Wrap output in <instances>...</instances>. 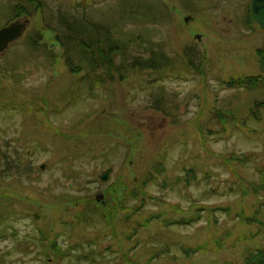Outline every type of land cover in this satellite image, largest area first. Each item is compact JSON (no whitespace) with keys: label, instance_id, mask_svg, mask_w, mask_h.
<instances>
[{"label":"rangeland","instance_id":"1","mask_svg":"<svg viewBox=\"0 0 264 264\" xmlns=\"http://www.w3.org/2000/svg\"><path fill=\"white\" fill-rule=\"evenodd\" d=\"M19 1L26 3L0 0V29L13 19L9 11ZM43 1L46 13L33 14L25 36L0 53V264L79 263L76 253L85 254V245L89 246L84 244L88 242L84 233L97 237L105 228L98 215H91L94 205L81 207L82 204L80 213L86 218L91 216L94 223L66 226L64 223L74 224L78 213L70 201L88 203L91 197L95 199L124 177L130 185L139 186L149 172H157L153 169L157 161L163 162L164 177L170 181L185 177L190 168L198 174V181L191 187L165 188L162 185L166 179L162 181L161 177L146 184L150 195L182 208L177 218L199 202L217 208L221 224L232 223L235 219L220 208L233 209L235 215L249 205L241 200L238 173L257 185L264 183L263 174L257 169L260 166L264 170V123L258 120L264 118V91H245L243 98H239L235 89L227 87L233 78L262 73L256 50L264 42V31L255 23L251 28L246 24L250 0H204L199 3L201 9L194 11L182 6L179 0H162L170 7L167 10L160 7L161 0H142L144 14L139 21L149 29H143L141 23L128 24L129 38H140V46L133 47L134 54L147 56L152 48L161 50L175 58L174 67L157 72L130 71L125 80L99 84L94 91L69 72L55 34L45 29L42 20L74 2H84L100 14L113 13L123 0ZM131 2L127 0L128 4ZM151 7L156 11L151 12ZM130 18L128 14L126 21ZM19 20L24 21V16ZM38 31L44 40L36 51L28 46V37ZM188 45L205 53L206 78L185 66L182 50ZM51 55L55 58L48 57ZM160 92L168 96L170 104L179 103L174 118L152 108L154 95ZM231 106L239 115L237 129L226 135L211 133L206 138L208 150L203 146V152L197 126L212 119L211 110ZM6 153L9 157L27 158L20 167L22 178H16L14 173L3 176L8 168ZM234 154L252 155L254 160L243 166L236 162L238 158L232 165L222 158L230 159ZM45 164V171H41ZM112 167L115 171L109 183L100 182L97 176ZM249 198L254 199L253 195ZM144 209V215H148L161 208L149 200ZM209 216L205 214L204 220L193 226L172 227L161 244L189 264L183 246H188L200 230L205 229L201 233L208 234L204 224L208 225ZM43 228L51 236L60 231L59 243L64 252L71 254L72 250L71 257L62 256L59 260L60 254L45 247ZM151 228L157 232L158 224L153 222ZM149 236L150 232H146L144 239ZM112 242L115 241L111 236L101 239L99 264H122L117 253L107 249ZM228 257V253H222L195 256L194 260L198 264H210L211 260L222 264ZM236 259H240V253Z\"/></svg>","mask_w":264,"mask_h":264},{"label":"trees","instance_id":"2","mask_svg":"<svg viewBox=\"0 0 264 264\" xmlns=\"http://www.w3.org/2000/svg\"><path fill=\"white\" fill-rule=\"evenodd\" d=\"M179 1L182 6L191 11L201 9L199 3H204V0ZM19 2L9 11L13 15V19L8 20L5 25L16 19H21L23 16L24 18H32L33 14L38 15L39 12L43 16L47 8L43 0H25L26 3ZM143 2L142 0H132L128 4L127 0H123L122 5L119 4L113 13L109 12L108 14H104V11H101L100 14L97 10L84 5V2H74L72 6L63 5L64 8L69 7L66 8L67 10L63 8L57 9L58 14L52 13L49 19L45 17L42 20L45 23V29L55 34V40L62 48L63 53L61 56L64 57L65 65L72 75L80 77L79 83L87 84L90 90L94 91L99 84L105 85L108 82L125 80L127 76L129 77L130 71H139L140 73L157 72L174 67L175 58L161 50L152 48L151 55L147 56L134 54L135 49L133 47L138 44L137 40L139 41L140 38L137 40L132 39L133 37L129 38L130 34L128 32L130 31L127 30V26L129 23L132 25L141 23L143 29H149L147 24L143 25V22L139 21L144 14L142 12L145 6ZM159 4L162 9H170L168 4L162 0ZM250 5L251 3L248 5V10L245 14L246 24L249 28L255 26L250 14ZM160 10L161 8H159ZM128 14L131 18L126 21ZM41 33V31L34 32L28 37V46H31L36 51L40 49V45H42L44 40V36ZM140 44L138 45L140 46ZM45 48L47 49V47ZM51 50L49 49L50 53L52 52ZM182 51L185 66L188 69L199 72L206 78V74L203 71L204 66H206L205 53L197 46L189 45L185 46ZM48 57L55 58L54 55ZM256 57L259 59L262 73L253 76L244 75L238 79L233 78L227 83V87L235 89L236 97L243 98V92L245 91H264V42L256 50ZM1 88L2 81L0 79V90ZM257 106H260V104L257 103ZM176 107L179 108V103L170 104L169 98L165 93L160 92L154 95L152 101L153 109L155 108L164 113L167 112L169 117L174 118ZM262 107H264V104H262ZM202 110H206V108H202ZM213 110L210 112L212 119L206 124L199 123V126H197L200 129V150H202L203 146H206L208 150V139L206 138L211 133L215 136L226 135L231 129H237L235 126L239 122V115L235 106ZM258 120L264 123V118ZM174 123L176 124L177 122L174 121ZM4 157L7 160L8 168L4 169L3 176L14 173L17 175L16 178H22L24 173L22 174L20 167L27 158L23 155L9 157L7 153ZM222 158L230 160L229 164L231 165L234 163V159L238 158L239 161L236 162L243 166L254 160L252 155L246 154H234L230 159L225 156ZM156 163L153 169H156L155 172H157L155 174L149 172L145 181L140 183L139 186L138 184L130 185L125 177L120 182L114 183L104 191L105 200L102 203H98L93 197L88 203L84 200L77 201V199H72L71 202L70 199H67V201L76 205L75 208H77L78 213L75 214L76 221L74 224L63 222L66 226H81L83 222L88 225L94 223L91 216L86 218L83 213H80V204H82L81 207L94 205L91 215H98L100 222L103 223L102 225L105 228L97 237L84 233V237H88V242L84 244L89 246L85 245V254L76 253V259L79 260L77 264H83V258L86 259V264H99L98 254H100L101 239L109 236L115 242L110 243L107 249L111 252H116L122 264H188L182 262L180 258L164 248L163 244H161L162 239L165 238L167 240L172 227L181 226V224L189 227L200 221L202 222L205 214L210 215L207 217L208 225L204 224L208 234L206 235L205 232L204 234L201 233L205 229L200 230L189 241L188 246H183L184 257L190 262L189 264H198L194 260L195 256H215L222 253L229 254V257L222 264H264V183L257 185L245 179L243 174H239L240 172L238 173L237 181L240 183L243 193L241 200L243 203L246 201L249 205L247 208L244 207L237 210L235 215H232L233 209L220 208L231 218L235 219H232L233 225L228 222L221 224L220 218L217 217L215 212L217 208L212 209L210 206L199 202H195L189 211L183 210L185 213L180 216L181 218H177L176 214L178 215L179 209H182L179 205L168 204L161 197H154L146 191V184L149 181H156L160 177L162 181L166 179L164 177L166 169L163 166V162L157 161ZM262 168L260 166L257 167L263 174L261 176L263 181L264 170ZM27 169L29 171V168ZM186 173L185 177H179L176 181L164 180L162 186L165 188H169V186L191 187L193 183L198 181V174L192 168L187 170ZM18 175L20 176L18 177ZM251 195H253V200L249 198ZM149 200L156 202L161 209L157 213L144 215V208ZM122 214L124 215L122 216ZM37 218L41 221L40 215H37ZM229 220L231 219L229 218ZM153 222L158 224L157 232L154 231V228H151ZM146 232H150L149 239H144ZM49 233V230L45 228L41 231L42 240L47 245L45 247L50 246L52 253L60 254L59 260L62 256L65 257L64 259H67L66 256L71 257L72 250L71 254L70 251L64 252L63 246L59 243L60 231H55L53 233L54 236L49 235ZM154 241L158 242V244L154 243ZM239 253L240 259L237 260L236 255ZM53 257H55L54 254ZM210 262V264H221L219 261L211 260Z\"/></svg>","mask_w":264,"mask_h":264},{"label":"water","instance_id":"3","mask_svg":"<svg viewBox=\"0 0 264 264\" xmlns=\"http://www.w3.org/2000/svg\"><path fill=\"white\" fill-rule=\"evenodd\" d=\"M250 3V14H252L253 21L260 25L261 30L264 31V0H251ZM186 21H188V19ZM29 23V18H27L25 21L16 20V22H12L6 25V27L0 29V53L6 52L12 44L16 43L17 40L24 36V33L28 29ZM198 39L201 40L199 36ZM40 169L45 171L46 164L41 166ZM113 172L114 168L103 172L99 176L100 180L105 183L110 181ZM70 188H74L73 185H70ZM103 198L104 195L97 197V200L101 202Z\"/></svg>","mask_w":264,"mask_h":264},{"label":"flooded vegetation","instance_id":"4","mask_svg":"<svg viewBox=\"0 0 264 264\" xmlns=\"http://www.w3.org/2000/svg\"><path fill=\"white\" fill-rule=\"evenodd\" d=\"M79 177H80V173H79L78 176H77V178H78L77 181L75 180V181H76V182H75L76 184H77L78 180L80 179ZM97 177L100 178L99 176H97ZM99 180H100V179H99ZM78 184H79L80 186H82V187L84 186V185L82 184V181H81V182L79 181ZM102 193H103V192H102ZM98 196H100V195H97L96 197H98Z\"/></svg>","mask_w":264,"mask_h":264}]
</instances>
